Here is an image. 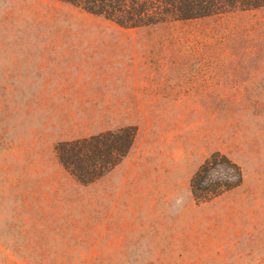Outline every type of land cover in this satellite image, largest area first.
I'll return each instance as SVG.
<instances>
[{
	"label": "rangeland",
	"instance_id": "rangeland-1",
	"mask_svg": "<svg viewBox=\"0 0 264 264\" xmlns=\"http://www.w3.org/2000/svg\"><path fill=\"white\" fill-rule=\"evenodd\" d=\"M133 126L89 186L57 143ZM219 152L240 187L189 183ZM0 264H264V9L121 29L0 0Z\"/></svg>",
	"mask_w": 264,
	"mask_h": 264
},
{
	"label": "trees",
	"instance_id": "trees-1",
	"mask_svg": "<svg viewBox=\"0 0 264 264\" xmlns=\"http://www.w3.org/2000/svg\"><path fill=\"white\" fill-rule=\"evenodd\" d=\"M99 17L121 29H140L264 9V0H53ZM133 126L57 143L55 157L80 186H89L118 166L135 138ZM241 168L219 152L193 174L189 191L196 205L238 188Z\"/></svg>",
	"mask_w": 264,
	"mask_h": 264
}]
</instances>
